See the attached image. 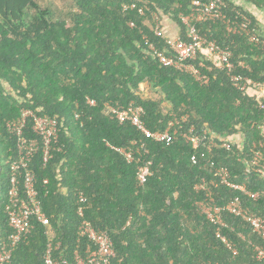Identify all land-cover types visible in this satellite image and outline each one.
Instances as JSON below:
<instances>
[{"label": "trees", "instance_id": "obj_1", "mask_svg": "<svg viewBox=\"0 0 264 264\" xmlns=\"http://www.w3.org/2000/svg\"><path fill=\"white\" fill-rule=\"evenodd\" d=\"M49 1L54 0H0L3 239L12 232L6 213L10 165L19 157L6 124L29 110L54 120L59 130L53 159L45 163L40 151L29 168L50 226L35 223L11 264H44L49 243L58 247L53 256L60 264H75V252L87 260L97 246L79 237L83 221L112 241L116 256L111 264H264L255 255L264 240L240 218L223 214L220 230L231 248L216 237L217 227L199 205L208 201V193L196 189L204 178L212 181L214 170L224 168L231 182L251 192L264 191V178L247 172L255 153L264 163V110L251 94L238 92L223 71L203 69L210 82L202 85L164 67L157 57L171 52L167 39L154 34L152 13L169 18L185 39L180 18L190 14L195 0H61L66 10L47 6ZM225 2L229 18H249ZM131 4L147 9L143 15L124 11ZM198 28L208 40L231 50L237 73L264 82V47L244 34H229L220 22ZM130 104L144 109L151 132H163L170 121L186 117L185 129L206 126L220 137L241 136L244 141L229 151L215 148L202 158L204 150L193 149L180 135L165 145L145 139L129 122L120 123L112 110ZM119 150L130 151L131 161ZM149 163L152 176L141 185L139 169ZM211 190L217 205L241 196L264 219V197L255 202L222 185Z\"/></svg>", "mask_w": 264, "mask_h": 264}, {"label": "built area", "instance_id": "obj_2", "mask_svg": "<svg viewBox=\"0 0 264 264\" xmlns=\"http://www.w3.org/2000/svg\"><path fill=\"white\" fill-rule=\"evenodd\" d=\"M228 0H195L191 5L189 15H182L181 22L185 26V39L178 35H170L166 30L163 21L157 14H152L153 31L157 37L166 38L167 46L171 56L164 53H158L160 64L164 67L173 68L182 73L192 76L202 85H208L210 78L208 73H203V69L212 72L213 69L223 71L230 79L232 86L240 93L251 94L252 97L260 103L261 109L264 110V82L254 81L248 76L237 73V65L232 61L233 55L229 48L218 45L216 41H211L202 35L198 25L202 23L220 22L225 25L229 34H244L250 42L262 44L252 22L242 16L229 18L224 10ZM124 11H138L144 14V8L136 4L124 5ZM133 26V25H132ZM150 50L155 52V47L150 46ZM166 52V51H165ZM209 63L208 67L205 66ZM243 70L250 71V67L244 63H239ZM262 101V102H261ZM88 104L95 105L93 100H88ZM116 114L120 123L129 122L137 131L142 133L145 139H152L158 143L169 145L176 140L179 135L195 150H204L201 157L205 158L207 152L210 153L215 148L231 150L235 144L242 146L243 137H220L210 131L206 126L200 129L196 125L184 128L187 122L186 117L180 120L170 121L165 131L151 132L144 124L143 117L145 112L141 107L129 105L122 110H112ZM7 133L16 138V147L19 157L10 165V189L8 193V202L6 213L8 217V227L12 231L6 238L0 236V264H11L13 254L17 246L27 240L35 229V223L45 227L50 226V221L44 213L43 206L39 200L38 190L36 187V177L29 170L30 165L36 154L40 151L43 153V160L48 163L53 159L52 152L55 150L54 141L58 139V124L46 116H37L32 111L23 110L21 117L13 122L6 124ZM144 147V144H142ZM121 154L127 157L128 161L132 159V153L127 150H119ZM262 156L255 153L250 167L247 172H254L261 178H264V163H261ZM191 163H198L197 155L191 157ZM151 163L139 169V183L144 185L152 176L150 169ZM212 181L205 178L196 187L197 190L207 192L208 201L200 203L204 214L217 227L216 237L220 239L228 248L231 244L226 237L221 234L220 227L224 225L223 214L225 212L240 218L247 223L253 231L264 240V219L255 214L246 204L241 196H236L224 205H217L213 199L212 187L219 185L242 193L245 197L257 202L264 197V191L251 192L245 186L238 185L230 181L229 173L226 169H216L213 172ZM48 181L45 180L44 184ZM82 201H85L82 199ZM82 217V210L79 211ZM78 235L82 239H88L97 246L96 251L91 253L89 258L84 259L78 252H75V264H111L115 258L113 244L110 238L105 234L96 231L87 221H83L79 227ZM54 247L52 243L47 245L46 252L43 256L44 264H60L53 256ZM255 255L258 261L264 262V248L256 247Z\"/></svg>", "mask_w": 264, "mask_h": 264}, {"label": "crops", "instance_id": "obj_3", "mask_svg": "<svg viewBox=\"0 0 264 264\" xmlns=\"http://www.w3.org/2000/svg\"><path fill=\"white\" fill-rule=\"evenodd\" d=\"M231 1L235 7L244 10L245 14L249 16L250 21L254 23V28L262 41L261 45L264 47V0H228ZM242 17V16H240ZM177 33V32H176Z\"/></svg>", "mask_w": 264, "mask_h": 264}, {"label": "clouds", "instance_id": "obj_4", "mask_svg": "<svg viewBox=\"0 0 264 264\" xmlns=\"http://www.w3.org/2000/svg\"><path fill=\"white\" fill-rule=\"evenodd\" d=\"M132 5V4H131ZM138 6V5H137ZM139 7V6H138ZM147 8H144V10H146ZM138 12V11H137ZM145 13V12H144ZM153 14V13H152ZM154 14H156V13H154ZM141 15H143V14H141ZM158 15V14H157ZM152 16V15H151ZM160 18H161V20L163 21V23H164V26H165V28H166V30L168 31V34H170V35H173V36H175V35H178L179 33L177 32V33H173L172 31H171V25L172 24H174V23H172L171 21H170V19L169 18H162L161 16H159ZM181 19V18H180ZM168 22H171V23H168ZM175 25V24H174ZM211 65V64H210ZM239 92V91H238ZM254 99H255V97H253ZM256 100V99H255ZM257 101V100H256ZM262 101L264 102V99H262ZM261 101V102H262ZM258 102V101H257ZM131 105V104H130ZM132 105H134V104H132ZM137 107V106H136ZM142 108V107H141ZM261 108V107H260ZM143 109V108H142ZM144 110V109H143ZM263 110V109H262ZM145 112V111H144ZM144 118V117H143ZM145 124V123H144ZM147 128V127H146ZM136 129V128H135ZM58 132H59V130H58ZM58 137H59V133H58ZM58 140V139H57ZM55 142V141H54ZM54 146V145H53ZM75 255V254H74Z\"/></svg>", "mask_w": 264, "mask_h": 264}, {"label": "rangeland", "instance_id": "obj_5", "mask_svg": "<svg viewBox=\"0 0 264 264\" xmlns=\"http://www.w3.org/2000/svg\"><path fill=\"white\" fill-rule=\"evenodd\" d=\"M46 4H47V6L55 7L57 9H61V10H66V8H67V5L65 3H63L61 0H56V1L54 0L51 2L49 1ZM168 23H171V22H168ZM177 30H178V28L174 24H172L171 25V31L173 33H176Z\"/></svg>", "mask_w": 264, "mask_h": 264}]
</instances>
